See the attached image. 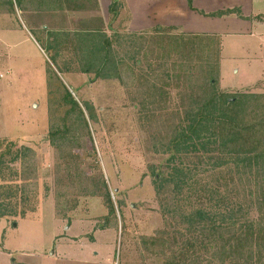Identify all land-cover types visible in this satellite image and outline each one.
Wrapping results in <instances>:
<instances>
[{"label": "rangeland", "instance_id": "374dc122", "mask_svg": "<svg viewBox=\"0 0 264 264\" xmlns=\"http://www.w3.org/2000/svg\"><path fill=\"white\" fill-rule=\"evenodd\" d=\"M42 1L45 8L51 4ZM64 1L69 9L59 17L50 12V17L44 12L24 13L19 0H13V15L0 13V145L1 151L9 148L21 155L16 161H12L14 154L5 157L4 178L0 177L5 194L16 190L15 196H1L0 202H11L8 209L18 213L8 216V220L0 218V264H13L14 260L20 264H163L164 257L154 254L147 244V237L164 224L149 165L160 169L168 155L153 152L150 135L162 129L174 108L181 105L186 77L177 69L180 80L172 78V65L179 58L175 57L172 34L162 28L145 30L126 38L133 40L134 47L122 45V34L128 32L122 31V21L104 9L106 5L100 12L94 0ZM36 2L29 4L30 8ZM251 6L245 2L247 10ZM4 8L0 6V10ZM11 24L20 31L3 29ZM262 29L256 37L225 38L219 85L231 95L264 93L261 82L246 88L264 79V25ZM100 30L110 37L119 57L126 61L127 66L120 62L117 78L98 79L80 71L82 50L74 33ZM133 53L135 57L130 58ZM180 53L187 54V49ZM54 58L63 72L57 69ZM48 64L59 77L52 78L50 87ZM166 73L170 78L166 79ZM146 80L158 85L159 93L166 94V105L157 100L149 103L153 99L149 94L155 91ZM63 85L88 120L91 139L77 119L78 109L71 113L76 124L71 125L69 137L64 138L60 132L51 139V126L64 131L63 117L71 106ZM85 103L93 106L97 123L90 121ZM23 145L32 152L24 151ZM187 161L191 166L200 162L194 152ZM228 167L219 173L200 175V181L209 183L207 189L211 187L213 192L208 198L197 199L192 190L201 188L189 187L193 203L213 198L214 206L218 198L232 193L231 177L236 176L233 165ZM102 176L116 207L119 229L106 233L103 243L95 248L88 236H72L78 237L90 228V222L83 217L105 223L101 217L108 211L100 197L91 195L92 191L103 192ZM56 200L62 214L75 218L72 223L56 218ZM70 225L73 227L68 232ZM70 240L72 246L61 250L64 241ZM53 250L57 254L53 255Z\"/></svg>", "mask_w": 264, "mask_h": 264}, {"label": "trees", "instance_id": "16d2710c", "mask_svg": "<svg viewBox=\"0 0 264 264\" xmlns=\"http://www.w3.org/2000/svg\"><path fill=\"white\" fill-rule=\"evenodd\" d=\"M1 5L6 8L0 13L16 12L13 0H0ZM119 8L120 3L114 0L109 12L117 17ZM232 12L236 11L225 10L214 14ZM161 28L172 34L175 57H179L172 65L175 71L172 78L179 81L182 72L186 79L180 97L181 105L174 108L162 129L152 131L150 135L153 152L165 153L168 157L165 166L160 169L155 164L149 165L154 176L155 193L160 198L164 224L155 230L154 235L147 237V244L152 246L154 254L164 257L163 264H203L204 261L207 264H264V93L248 91L231 95L220 87V36L172 33V28L168 27L155 29L160 31ZM74 35L82 50L81 72L94 74L98 79H110L118 77L120 62L122 66H127L105 32L79 31ZM127 37L135 35L122 34V39L125 38L122 45L134 47L133 40ZM181 49H187V54L181 56ZM134 57L133 53L130 58ZM53 60L57 69L63 72L56 58ZM128 68L130 70V66ZM177 69L181 72H176ZM168 76L170 78V73H166V79ZM52 78L59 80L57 72L48 64V87L52 84ZM165 84L170 86L169 82ZM149 85L155 91L149 94L153 97L149 103L159 101L166 105V94L158 92V85L150 82ZM63 89L71 106L63 117L64 131L51 126V139L57 138L60 132H63L64 138L69 137L71 125L76 124L71 113L77 109V119L90 137L89 122L82 109L67 87ZM84 105L90 121L97 123L93 106L89 103ZM23 146L24 151L32 152L30 147ZM1 149L0 145V177L4 178L5 157L14 153L9 148L5 151ZM192 152L200 160L193 166L187 161V156ZM27 155L24 154L25 157ZM20 156L17 151L12 161ZM230 164L236 176L231 177L232 193L218 198L214 204L216 208L211 203L213 198L193 203V194L200 199L210 197V192H213L211 187L207 189L209 183L200 181V175L219 173L229 168ZM100 184L103 192L96 194L92 191L91 195L102 199L108 211L104 217L107 226L117 225L116 207L104 176ZM189 187L201 189L192 190L193 194L190 195ZM3 188L0 185V197L16 195V190L14 193H11V189L7 190L5 194ZM10 204L0 202V218L18 214L8 209ZM58 204L56 200V214L66 217L60 212Z\"/></svg>", "mask_w": 264, "mask_h": 264}, {"label": "crops", "instance_id": "0c3cea01", "mask_svg": "<svg viewBox=\"0 0 264 264\" xmlns=\"http://www.w3.org/2000/svg\"><path fill=\"white\" fill-rule=\"evenodd\" d=\"M33 1L36 2V6L30 8L29 4ZM99 7L100 12L105 9L109 11V7L114 0H94ZM120 3V8L118 10L117 19L122 21V31L128 33H141L145 30H153L157 27H168L172 28V33H198V34H215L221 37L222 50H221V60L220 69L222 76L221 62L223 58V52L225 50V38L228 36H260L257 34L258 31L263 30L264 25V0H117ZM249 2L252 6L247 10L245 8V2ZM46 3H51L47 5L48 8L41 6L42 0H19L23 12H35L49 15L55 14L59 17L63 12L68 11V7L64 0H46ZM106 5V6H104ZM105 8H104V7ZM107 7V8H106ZM104 8V9H103ZM16 10L20 11V7L16 6ZM225 10H233L232 12L224 15H215ZM238 11V12H237ZM13 15L11 13H2ZM49 15V17H50ZM33 22V18H29ZM247 25L246 28L242 27ZM34 24V23H33ZM240 27V28H233ZM233 28V30H232ZM3 29H8L11 31H20V27L11 24V26H4ZM1 34V30H0ZM222 80V79H221ZM257 82L264 83V79H258L254 83L248 85L252 87ZM55 206V205H54ZM41 208V206H40ZM106 209V208H105ZM40 210V209H38ZM107 211V209H106ZM56 214V210H55ZM57 219L64 221H71L72 223L75 219H70L71 215L68 217L55 215ZM107 216L103 215L101 218ZM7 218V217H4ZM24 219L25 217H20ZM27 218V217H26ZM90 222V228L86 231L80 233L78 237H73L75 239H83L89 237V242L92 247L97 248L98 244L103 242L104 235L106 233L115 232L118 225L107 226L105 221L104 224H100L97 220H92L90 218L83 217ZM8 220V218H7ZM105 220V219H104ZM119 224V223H118ZM72 225L67 229L68 232L71 231ZM77 234V233H76ZM72 240L69 242L64 241V245L58 246L61 250L65 249V246H72ZM109 242V241H105ZM68 248V249H69ZM59 250V249H58ZM57 254L56 250H53V255ZM96 254L99 253L96 251ZM23 263V262H21ZM13 264H20V262L14 260ZM24 264V263H23Z\"/></svg>", "mask_w": 264, "mask_h": 264}]
</instances>
